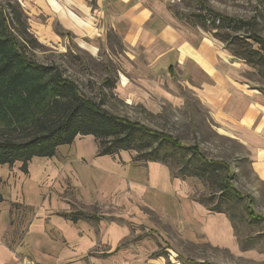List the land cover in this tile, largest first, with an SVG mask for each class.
<instances>
[{
	"label": "rangeland",
	"instance_id": "374dc122",
	"mask_svg": "<svg viewBox=\"0 0 264 264\" xmlns=\"http://www.w3.org/2000/svg\"><path fill=\"white\" fill-rule=\"evenodd\" d=\"M6 1L18 3L38 44L26 51L31 60L57 68L82 97L109 113L225 162L230 185L243 199L221 196L196 178H175L176 165L134 163V152L98 157L97 141L78 136L53 158L31 160L25 173L21 163L0 167V205L9 215L0 248L13 258L5 264H119L116 258L134 255L159 257L163 264H264V182L251 165L264 147L257 148V139L230 117L236 88L255 104L249 110L264 115V77L235 59L223 43L177 18L182 40L174 45L153 37L131 45L126 26L107 23L96 0L88 2L86 15L78 8L71 9L77 15L72 20L65 14L70 22L53 10L55 0L0 3ZM59 1L64 8L69 2ZM204 2L229 18H255V31L264 38V6L255 0ZM166 4L182 18L197 13L199 6L196 0ZM183 43L196 51L185 49L187 59L178 51ZM190 59L213 82L193 70ZM214 81L236 97L219 96L221 87ZM199 198L209 208L217 204L233 223L197 203ZM0 212L2 232L7 214ZM75 212L100 220L73 224L64 217ZM117 246L122 249L108 255Z\"/></svg>",
	"mask_w": 264,
	"mask_h": 264
},
{
	"label": "trees",
	"instance_id": "16d2710c",
	"mask_svg": "<svg viewBox=\"0 0 264 264\" xmlns=\"http://www.w3.org/2000/svg\"><path fill=\"white\" fill-rule=\"evenodd\" d=\"M196 1L197 13L185 18L170 10L180 21L223 43L235 59L264 77V38L255 31L256 19L229 18L209 8L204 0ZM255 1L264 6V0ZM37 46L18 3H0V166L21 163L25 173L32 159H51L59 147L71 145L76 137L92 136L98 143V157L134 152V163L176 165L175 178H196L221 196L243 199L230 185L232 177L225 162L210 160L198 147L86 100L57 68L28 57L26 51ZM260 90L264 94V88ZM196 201L207 206L203 198ZM208 210L226 214L217 204ZM64 217L73 223L100 220L82 212Z\"/></svg>",
	"mask_w": 264,
	"mask_h": 264
},
{
	"label": "crops",
	"instance_id": "0c3cea01",
	"mask_svg": "<svg viewBox=\"0 0 264 264\" xmlns=\"http://www.w3.org/2000/svg\"><path fill=\"white\" fill-rule=\"evenodd\" d=\"M89 1L91 0H69L71 4L68 1L67 3L65 2L67 7L64 8L62 7V5H60L59 0H55L57 4L56 6L57 10L55 7L54 8L52 6L51 7L56 13L60 14V17L62 18L65 14H71L72 16L71 20H72L73 15L75 16L77 15L73 11H71V9H77V8L81 9L83 14L86 15V12L88 11L87 8H88ZM166 3H167V0H96L97 8L102 10L101 14L107 23H110L113 25L126 26L125 35H126L128 42H130L131 45L135 42H136L135 44H139V42H141L142 39L146 40L151 37H153L158 42L165 41L164 42L165 46L166 45L168 46L171 44L174 45L178 41V39L182 40L181 37L178 38L179 35L177 31L179 30L176 29V23H177L176 17L170 10V6H168ZM64 9H67L69 13L66 12ZM63 10H64V13L61 12ZM69 17H70L69 15L64 16V18H66L70 22ZM75 22L78 23L79 21L75 20ZM71 23H73V21H71ZM158 42L156 44H160ZM185 49H190L191 54L196 52L191 46L189 45L187 46L186 43H183L178 48V51L180 52V57L182 59L184 57H185L184 59H187V57L189 58L188 54L184 52ZM200 55L203 57L202 54ZM182 59L180 60L182 61ZM190 60L193 62L192 64L195 66L193 70H197L200 74L204 75L209 81L213 82L212 79L205 72L199 70V68L196 66L195 62L192 59ZM205 60L207 61L208 64H210L213 67L212 63H210L207 59ZM216 75H217V71H216ZM213 84H215L218 88L221 87V92L219 96H222L223 98H227L230 96L236 97V95H231L225 91L223 92V87H222L223 84L221 85V82L216 81ZM244 92L245 90H243L242 88H239V89L236 88V91L234 94H237L238 96L237 102H236V105L230 111V117L233 116L238 127H241L247 131L245 132L247 133L246 134L247 136H253L255 139H257L256 145H255L257 148H260V146L264 147V115L261 112L259 113L258 112L259 110L255 109L254 107H253L254 109L249 110L250 106L255 105V104L248 102L247 100L248 98L244 96ZM260 126L263 127L262 130L260 129ZM253 158L254 160H251V165H252L254 174L257 176V178L260 181L264 182V151L263 153L260 154V157L258 155ZM0 167H3V166H0ZM155 168L158 170L160 166H157ZM1 206H4L2 207V210H4L7 216L5 220L6 225L3 228L2 232H0V237L4 233L6 227L8 226V221H9V215L5 208V204L0 205V211H2ZM84 222H87V221H84ZM118 247L119 246L114 248L113 251L110 252V254L108 255H113L119 252L122 249V247L121 248L120 247L118 248ZM119 257H122V256H119ZM130 258L131 260L122 259V258H116V259H118L117 262H119V264H129V262L131 264H163L162 260L159 259V257L153 258L151 256L149 258L148 257L145 258L142 255H134V256H131ZM12 262H13L12 253L8 251L7 249H5L4 247L0 248V264L12 263ZM106 262L108 263L111 262L110 264H112L113 261L108 260ZM100 263L106 264L104 261H101ZM72 264H87V263L83 261H75Z\"/></svg>",
	"mask_w": 264,
	"mask_h": 264
}]
</instances>
